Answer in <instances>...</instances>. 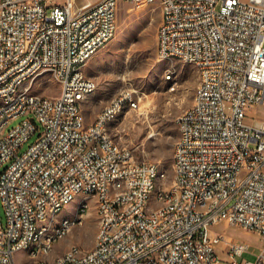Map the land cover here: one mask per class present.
I'll return each instance as SVG.
<instances>
[{"label":"built area","instance_id":"obj_1","mask_svg":"<svg viewBox=\"0 0 264 264\" xmlns=\"http://www.w3.org/2000/svg\"><path fill=\"white\" fill-rule=\"evenodd\" d=\"M124 1L157 5V56L197 65L205 77L202 106L176 120L177 183L162 193L154 183L159 167L129 163L133 151L103 132L115 106L138 109L133 90L108 101L90 125L80 113L79 93L88 98L97 87L93 78L80 84L81 65L114 38L117 0L78 9L74 0H0V264H17L36 220L47 216L48 223V208L57 215L68 196L94 202L100 232L92 248L73 245L52 264H264V115L245 124L255 108L264 109V0ZM45 70L59 74L54 98L28 88ZM16 91H29V99L16 98ZM107 190H115V199ZM163 196L172 204L158 211ZM194 200L211 203V211L194 209ZM47 223L37 250H54L49 238L59 234L47 232ZM71 223L79 219L64 229ZM220 223L260 237L253 263L243 260L248 244L211 234Z\"/></svg>","mask_w":264,"mask_h":264},{"label":"rangeland","instance_id":"obj_2","mask_svg":"<svg viewBox=\"0 0 264 264\" xmlns=\"http://www.w3.org/2000/svg\"><path fill=\"white\" fill-rule=\"evenodd\" d=\"M96 1L98 0H74L75 8ZM46 2L51 5L63 4L65 0ZM160 20L161 14L157 5L135 7L124 0H117L116 34L85 64L83 71L97 84L93 97L98 95V99L85 109L86 116L90 118L125 88L133 90L140 98L138 109L128 113L124 111L109 125L108 132L119 145L131 149L137 161L156 164L166 174V180L159 181L158 186L168 188L173 179V147L179 135L176 120L192 105L198 86V73L191 64L178 60H162L157 56L155 34ZM166 75L170 78L167 79ZM36 80V94L49 98L58 96L60 86L52 75L42 74ZM263 115L264 109L257 107L245 119V124L254 126ZM20 121L21 119L13 121L9 128ZM36 135L37 133L23 145L19 154L33 143ZM90 203L82 225L74 227L59 240L47 260L52 261L73 245L83 250L92 248L98 229V218L94 211V202L90 200ZM75 204L76 201H73L64 206L57 218H73ZM0 217L5 225L1 207ZM210 232L248 244L249 253L243 256V260L251 263L255 261V255L263 245L258 235L239 226L220 223L212 226ZM217 250L224 258L220 253V245ZM14 259L17 264H31V261L24 260H32L25 252L24 255L21 252L15 254Z\"/></svg>","mask_w":264,"mask_h":264},{"label":"bare ground","instance_id":"obj_3","mask_svg":"<svg viewBox=\"0 0 264 264\" xmlns=\"http://www.w3.org/2000/svg\"><path fill=\"white\" fill-rule=\"evenodd\" d=\"M161 21V20H160ZM106 45H98V52L104 48ZM162 60L172 61V60H178V57H169V56H158ZM85 64L81 65L80 69V84L82 85H89V80L91 78L87 77L84 74L83 67ZM198 73V86L194 94L193 102L190 107H188L186 110H184L178 118L183 117L190 111L191 109H194L195 106H202V96L201 92L204 91L205 86V77H203V73L200 68H198L197 65H193ZM42 74H50L52 77L59 81V74H55V71L53 70H45L38 74V78ZM35 79L28 80V88L29 89H35V87L38 85V81ZM170 77L167 76V79ZM42 85V84H41ZM16 98L21 99H29V91H16ZM87 98V93H79V102L84 101ZM125 111V106H115L114 112L110 114L108 120L106 122H103V132L106 135H109V125L113 123L123 112ZM178 120V119H177ZM179 135L182 136V126H178ZM176 145H180V138H177L174 147ZM129 163H136V159L134 155H129ZM172 185L168 188H162V193H170L173 188L175 187L177 183V171L175 168V165L172 164ZM166 180V174L163 171H157L156 176H154V183H158L159 181ZM107 197L108 199H115V190H107ZM73 201H76L75 204V215L73 218H67L63 217L58 219L57 215L62 210L64 206H59L57 209V215L55 213V208H48V223H47V216H40L38 220L34 223V228L32 230V235L30 237H27V246L24 249V252L27 254L28 257H30L32 260H41L43 264H52V262H55L57 258H55L52 261L47 260V257L51 254L53 250L51 249H41L37 250L38 243H43V237H44V230L46 228L47 223V232L50 234H59L57 236L49 238V247L55 246V244L64 238L74 227L80 226L83 223L84 215H86L89 204L87 203L86 199H76V196H68L67 197V205L72 203ZM172 204V197L171 196H163L160 197L158 200V211H165L167 207H170ZM194 209L200 210V212H207L211 211V203H203L201 200H194ZM98 218V229L97 233L100 232V215L97 214ZM79 219V223H71V227H67L64 229L65 225L69 224V222H72L74 220ZM96 233V234H97ZM71 247L67 250L70 251ZM73 257H80V250H73Z\"/></svg>","mask_w":264,"mask_h":264},{"label":"crops","instance_id":"obj_4","mask_svg":"<svg viewBox=\"0 0 264 264\" xmlns=\"http://www.w3.org/2000/svg\"><path fill=\"white\" fill-rule=\"evenodd\" d=\"M97 85V84H96ZM98 99V95H96L95 97H93V94H91L90 95V97H88V98H86L84 101H82V103H81V106H80V113H81V116H82V118H83V121H84V124L85 125H90V124H92L93 122H94V120H95V117H96V115L98 114V112L101 110H99L97 113H95V116L93 117V118H90V117H88V116H86V111H85V109H86V107L87 106H91L92 104H94L95 103V100H97ZM57 257V256H56ZM54 260V259H53Z\"/></svg>","mask_w":264,"mask_h":264}]
</instances>
